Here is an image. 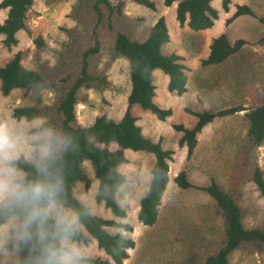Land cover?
<instances>
[{
    "label": "rangeland",
    "instance_id": "1",
    "mask_svg": "<svg viewBox=\"0 0 264 264\" xmlns=\"http://www.w3.org/2000/svg\"><path fill=\"white\" fill-rule=\"evenodd\" d=\"M121 1L123 7L118 25L136 40L144 39L157 18H165L170 41L163 51L182 56L187 69V90L181 96L167 91V77L161 71L153 73L155 102L171 109L169 118L161 121L138 107L132 110L145 136L160 141L163 148L173 150V160L169 164L170 181L163 196L159 219L152 227L144 226L137 220L139 201L147 190L154 161L150 154L126 151L127 162L119 168L127 178V183L118 193V199L126 209V218L114 217L95 200L98 182L89 162L83 164V169L90 179V186L85 189L83 184H77L74 195L80 201L89 199L95 209L94 215L132 226L131 232L109 228L110 232L121 233L135 242L134 249L129 251V258L123 264H201L216 249L222 225L213 215L212 202L204 191L182 190L174 184L173 179L178 172L186 169L189 181L196 186H203L213 178L224 189L234 193L242 209L245 227L264 226V200L248 178L250 166L240 168L238 164V146L246 129L242 112L216 118L209 123L198 136L195 156L189 162L185 160V148L178 145L180 134L173 126L182 124L191 127L195 123V118L185 112L186 108L193 112L215 111L235 105L249 107L264 100V44L259 43L264 37L263 24L245 16L225 26V20L232 15L237 4L249 5L256 16L264 18V0H231L229 13L222 11L220 0H213L212 5L219 11V19L212 28L201 32H193L187 26L178 24L175 5L164 7L162 0H151L155 9L150 10L132 0ZM82 3L84 0H34L27 13V30L17 34L18 44L7 50L0 36L1 66L20 52L24 67L42 68L47 74L45 83L33 90L17 89L6 96L0 92V123L27 121L13 117V109L23 106L37 107L52 122L60 90L59 78L64 71L76 68V64L62 68L59 55L72 34H79L90 25V18H80L77 13ZM5 17L6 10H0V22ZM222 32L228 35L230 41L244 39L246 44L223 66L203 67L201 61L206 59L212 39ZM37 36L44 38L45 51L36 50L33 39ZM82 39L86 40L85 37ZM90 63L106 75L109 85L103 90L79 91L76 110L79 124L90 125L102 115L119 120L130 88L128 63L112 55L108 34L102 35L100 52L91 57ZM250 155L251 160L257 158L264 172V144ZM83 246L94 256L105 257L94 241ZM229 264H264V256L239 251L232 254Z\"/></svg>",
    "mask_w": 264,
    "mask_h": 264
},
{
    "label": "trees",
    "instance_id": "2",
    "mask_svg": "<svg viewBox=\"0 0 264 264\" xmlns=\"http://www.w3.org/2000/svg\"><path fill=\"white\" fill-rule=\"evenodd\" d=\"M132 1L147 9H155V4L151 0ZM212 1L162 0V4L164 7L175 5V19L181 27L187 26L193 32H201L212 28L219 19V11L213 7ZM33 3L34 0L0 1V10H6V17L0 22V36L7 50L18 44L17 34L27 30V13ZM231 3V0H220L224 13H229ZM122 7L121 0H84V3L78 6L79 17L90 18V25L79 34H72L59 55L62 68L66 69L69 64H76V68L64 71L63 76L59 78L60 90L51 123L70 132L75 139L74 150L65 156V198L73 208L80 207V200L74 195L75 186L79 183L83 184L85 189L90 186V179L83 169V164L89 162L98 182L95 200L103 204L114 217L126 218V209L118 199L119 191L127 183L126 176L119 170L120 166L127 162L126 151L153 156L150 180L146 192L139 201L137 212V220L144 226L152 227L159 219L163 196L170 181L169 164L173 160L174 152L163 148L160 141L156 142L145 136L132 110L138 107L161 121L169 118L172 115L171 109L163 108L155 102L153 73L161 71L167 77V91L181 96L187 90V69L182 56L175 52L163 51L164 46L170 41L169 30L163 16L157 18L144 39L139 41L119 27ZM245 16L257 19L264 26V18L256 16L247 4L234 5V11L225 20V26ZM104 33L110 36L112 55L125 59L128 63L130 88L125 110L119 120L102 115L96 117L90 125L84 126L79 124L76 114L79 91L103 90L109 85L106 75L93 68L90 63L91 57L100 52ZM83 37L86 40H83ZM33 43L38 51L47 49L42 36L35 37ZM259 43L264 44V37ZM245 44L244 39L230 41L228 35L222 32L212 39L208 55L201 61V65L223 66ZM21 56V53L17 52L6 64L0 65V92L4 96L17 89L30 91L45 83L47 76L45 70L24 67L21 64ZM185 112L195 118V123L191 127L175 124L173 129L180 134L178 145L186 150V162L194 158L198 136L209 123L216 118L242 112L246 129L238 146V155L236 154L238 164L240 168L250 166L248 178L264 200V172L258 165L257 158L251 160L250 155L264 144V100L249 107L235 105L215 111L197 112L186 108ZM36 115L42 113L34 106L13 109L15 119L30 120ZM173 182L182 190L204 191L212 202L213 215L222 225L216 249L209 253L201 264H229L232 254L239 251L264 256V226H244L242 209L234 193L224 189L213 178L203 186H196L189 181L186 169L180 170ZM109 228H120L124 232L132 231V226L128 223L97 215L85 217L82 222V245L94 241L105 255L104 258L94 256L93 264H123L129 258V251L135 247L133 239L121 233H112Z\"/></svg>",
    "mask_w": 264,
    "mask_h": 264
},
{
    "label": "clouds",
    "instance_id": "3",
    "mask_svg": "<svg viewBox=\"0 0 264 264\" xmlns=\"http://www.w3.org/2000/svg\"><path fill=\"white\" fill-rule=\"evenodd\" d=\"M75 146L44 115L0 123V264H93L81 235L95 209L65 198V156Z\"/></svg>",
    "mask_w": 264,
    "mask_h": 264
}]
</instances>
